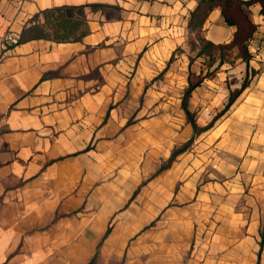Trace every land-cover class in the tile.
<instances>
[{
	"label": "crops",
	"instance_id": "0c3cea01",
	"mask_svg": "<svg viewBox=\"0 0 264 264\" xmlns=\"http://www.w3.org/2000/svg\"><path fill=\"white\" fill-rule=\"evenodd\" d=\"M118 1L0 0V264H264L261 5H244L257 30L252 59L237 70L251 72L252 80L234 102L243 119L241 129L229 132L237 137L236 160L225 157L221 181L214 182L196 174L197 144L176 154L182 148L166 149L164 126L129 124L107 106L113 98L102 96L86 45L103 36L92 17L119 15ZM199 1H145L141 21L151 6L152 14L176 13L184 34L173 39L187 38L189 67L192 43H200L188 23ZM62 19L71 28L68 40L34 35L53 34ZM234 31L217 7L201 35L220 45ZM9 36L17 40L13 46L4 43ZM212 81L189 97L193 115L197 93L217 86ZM242 84L231 87L228 100ZM182 102L195 142L203 134L207 141L210 129L225 131L216 115L197 134ZM208 145H200L206 158Z\"/></svg>",
	"mask_w": 264,
	"mask_h": 264
},
{
	"label": "rangeland",
	"instance_id": "374dc122",
	"mask_svg": "<svg viewBox=\"0 0 264 264\" xmlns=\"http://www.w3.org/2000/svg\"><path fill=\"white\" fill-rule=\"evenodd\" d=\"M145 1L154 0H119V15L109 18L108 15L95 13L92 17L103 36L98 41L86 45V54L87 59H95L93 75L99 76L101 94L113 98V102L107 106L111 111L116 110L123 121L133 125L146 122L150 128H155L156 125L164 126L166 149L169 145L181 148L192 145L191 150L194 151V145L197 144L196 174L214 182L221 181L222 176L218 169H222L225 157L235 161L237 154V137L229 132L231 129V133L237 132L242 128L243 122L242 117L236 116V112L239 113L238 104H233L225 110L229 101L228 95L231 87L246 79L251 82L252 73L238 71L237 66L242 64L239 60L220 66L216 63L210 67L209 56H196L197 50L189 67L187 50L190 45L187 38L181 40L183 36H180L173 39L174 36H179L180 32L184 34V23H174L173 16L176 13L167 14L164 8L152 14V6L149 7L146 22H141L146 10ZM167 4L171 7L170 12L175 10L171 2ZM197 39L200 45L209 42L206 33ZM180 41L181 44H178ZM211 52L218 53V50L211 48ZM172 54L175 56L172 62L168 63ZM190 71L212 73L213 77L208 80L217 83V86L212 85V88L202 87L191 107L201 129L206 127L214 116H220L216 125L219 123L217 127H220L223 123L225 131L221 133L222 128L215 131L210 129L211 134L207 141L203 134L196 136L195 142L181 108V98ZM225 112L227 113L224 114ZM261 139H264V135ZM206 142L209 143L210 149L207 158L200 149V145ZM227 144L230 145V153Z\"/></svg>",
	"mask_w": 264,
	"mask_h": 264
},
{
	"label": "trees",
	"instance_id": "16d2710c",
	"mask_svg": "<svg viewBox=\"0 0 264 264\" xmlns=\"http://www.w3.org/2000/svg\"><path fill=\"white\" fill-rule=\"evenodd\" d=\"M259 3L261 5V13L264 14V0H200L197 7L191 12L189 17L188 27L195 36L199 37L201 35L202 27L206 22L209 14L215 8H220L222 16L225 22L234 27L235 31L233 33L232 39L220 45H214L213 43L207 42L202 45L198 44L197 41L192 43L193 50H197L196 56H209L210 64L212 67L219 61V65L225 62H231L233 60H239L240 62L249 63L252 59V52L250 50V41L252 40L256 30L257 25L251 20L250 16L244 9V5H251ZM54 10L48 11V15L52 16ZM64 20V22H63ZM61 23H58V29L55 30L53 34L46 32L45 30H38L34 35L41 36L43 38L49 39L53 38L58 41H66L71 36V28L66 29L67 20L62 19ZM64 32L62 33V31ZM87 33V30H84L83 34ZM28 40L27 36L20 38L18 43L26 42ZM211 48H216L218 53L211 52ZM195 57H191V62H193ZM209 77H213L212 73H205L201 71L190 72L188 76V86L184 92L182 107L185 110L189 120L194 126V129L197 134H200L202 130L209 129L217 120V117L204 129L198 130L196 120L194 115L188 108V99L191 96L192 92L202 84V82ZM250 82L246 79L242 87L234 90L230 94L229 101L225 107V110H228L240 96V94L249 86ZM188 147V146H187ZM186 149V146L182 149L176 151L175 153L182 152Z\"/></svg>",
	"mask_w": 264,
	"mask_h": 264
},
{
	"label": "built area",
	"instance_id": "2783aa9c",
	"mask_svg": "<svg viewBox=\"0 0 264 264\" xmlns=\"http://www.w3.org/2000/svg\"><path fill=\"white\" fill-rule=\"evenodd\" d=\"M17 40L13 39L12 37H7L5 40H4V43L7 45V46H13L14 44H16Z\"/></svg>",
	"mask_w": 264,
	"mask_h": 264
}]
</instances>
